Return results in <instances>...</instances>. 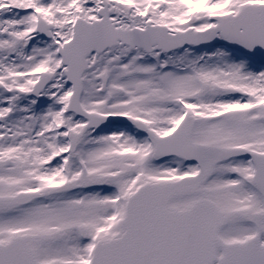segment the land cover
<instances>
[{
  "label": "snow or ice",
  "instance_id": "1",
  "mask_svg": "<svg viewBox=\"0 0 264 264\" xmlns=\"http://www.w3.org/2000/svg\"><path fill=\"white\" fill-rule=\"evenodd\" d=\"M0 264H264V0H0Z\"/></svg>",
  "mask_w": 264,
  "mask_h": 264
}]
</instances>
